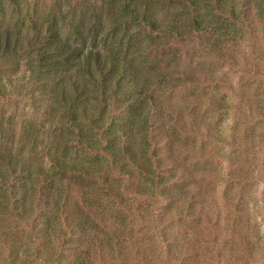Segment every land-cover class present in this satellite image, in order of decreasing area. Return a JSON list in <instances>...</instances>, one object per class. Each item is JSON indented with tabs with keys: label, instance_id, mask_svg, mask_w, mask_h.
<instances>
[{
	"label": "trees",
	"instance_id": "obj_1",
	"mask_svg": "<svg viewBox=\"0 0 264 264\" xmlns=\"http://www.w3.org/2000/svg\"><path fill=\"white\" fill-rule=\"evenodd\" d=\"M141 44L177 66L156 60L152 75ZM191 53L240 66L235 106L168 101L163 85L220 92L223 77L180 65ZM25 87L50 144L38 152V120L20 140L33 158L0 144V264H264L246 150L264 131V0H55L46 13L0 0V140L14 142L8 108ZM201 107L244 121L223 129ZM209 144L232 150L221 206Z\"/></svg>",
	"mask_w": 264,
	"mask_h": 264
},
{
	"label": "rangeland",
	"instance_id": "obj_2",
	"mask_svg": "<svg viewBox=\"0 0 264 264\" xmlns=\"http://www.w3.org/2000/svg\"><path fill=\"white\" fill-rule=\"evenodd\" d=\"M55 0H30V5L32 9L36 8L40 13H46L50 10L53 2ZM144 42V41H143ZM145 42L143 45L145 46ZM238 51L250 53L248 44L241 43L240 46L236 48ZM139 58L144 63V67L149 71V73H153L155 71L152 63L156 60H161V67L166 68H174L177 65L173 63V55L171 52H163V51H154L151 49H146L141 47L139 49ZM182 66L192 65L198 68H202L204 70H208L213 72L215 75L219 77H223V84L219 87V91L215 90V88H207V89H198L194 87H184V88H172L173 84L163 85L162 92L165 93V97L173 104H180L184 101L188 100H202L204 98L214 96L216 99L224 100L227 102H231L235 104L238 103V100L232 96V93L229 92L230 86H237L242 71L240 70V66H231V65H223L217 62L214 59L209 58L208 56L202 55V53H191L190 55H185L182 62L180 63ZM179 65V66H180ZM151 73V74H152ZM153 75V74H152ZM173 83V82H172ZM263 91V89H261ZM264 95V94H263ZM32 91L30 88H24L23 93L20 96H15L13 98L14 104L11 108H8L9 115H15V122L12 125L7 124V131L11 132V128L13 127L15 131V139L14 142L5 137V139L0 140V144L7 148L14 147L20 154L25 155L27 157L33 158V148L31 147V143L20 144V140H22L25 132H29L31 135H35V132H32L35 121H37V129L41 130L38 132L37 137V145L38 152L43 151L48 144H50V138L47 136L49 133V129L51 127V123L46 119L43 121L41 117V111H39V115L36 111H33L34 108L39 106V102L37 99H34ZM197 98V99H196ZM236 109V108H235ZM232 109L231 111H221V112H206L202 107L200 111V115L205 116L211 121L218 122V124L225 128H231V120L237 119L240 121H244V117L241 116L242 112ZM254 126V125H253ZM220 127V128H221ZM244 126L240 127L243 130ZM228 129V131H229ZM230 132H228V135ZM6 136H11L12 134L6 133ZM3 135V136H5ZM248 139H252L253 142L247 147V154L252 160L253 166L249 171V183L248 193L254 197L256 204L264 203V131L260 127L257 129H249L248 130ZM35 138V136H32ZM251 141V140H250ZM32 142V141H31ZM197 145H201V142H198ZM207 149H212L218 155L217 158H210V162H208L204 167L205 172L211 178L209 182H207L208 187H210V192H212L213 205H222V198L225 191L224 181H227L228 176L230 177V167L231 162L226 160L229 155L232 154V150L228 145H206ZM19 149V150H18ZM47 157H45L46 159ZM215 159V160H214ZM214 162L212 163V161ZM206 176V178L208 177ZM208 177V178H209ZM251 179V180H250ZM262 209V210H261ZM259 208L261 212V217L253 221L254 224H259L261 226V231L264 232V208Z\"/></svg>",
	"mask_w": 264,
	"mask_h": 264
}]
</instances>
